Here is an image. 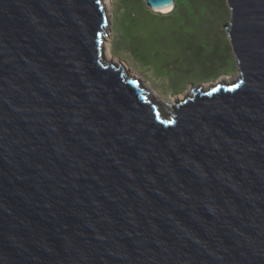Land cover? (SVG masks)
<instances>
[{
  "label": "water",
  "instance_id": "95a60500",
  "mask_svg": "<svg viewBox=\"0 0 264 264\" xmlns=\"http://www.w3.org/2000/svg\"><path fill=\"white\" fill-rule=\"evenodd\" d=\"M227 4L238 79L165 116L102 0H0V264H264V0Z\"/></svg>",
  "mask_w": 264,
  "mask_h": 264
},
{
  "label": "rangeland",
  "instance_id": "374dc122",
  "mask_svg": "<svg viewBox=\"0 0 264 264\" xmlns=\"http://www.w3.org/2000/svg\"><path fill=\"white\" fill-rule=\"evenodd\" d=\"M109 2L104 5L109 20L105 58L138 77L165 116L194 89L205 91L238 79L224 28L231 18L227 0H175L169 13L152 11L143 0Z\"/></svg>",
  "mask_w": 264,
  "mask_h": 264
},
{
  "label": "bare ground",
  "instance_id": "6f19581e",
  "mask_svg": "<svg viewBox=\"0 0 264 264\" xmlns=\"http://www.w3.org/2000/svg\"><path fill=\"white\" fill-rule=\"evenodd\" d=\"M102 3H103V5H108L110 2H109V0H102ZM108 7V6H107ZM104 9H105V6H104ZM173 9V8H172ZM157 12V11H156ZM170 11H168V12H166V13H169ZM159 13H162V12H159ZM109 21V20H108ZM109 25V24H108ZM109 26H107V28H108ZM106 41L107 40H104V43H103V49L104 48H106V53L103 51V54H104V57H105V54H108L109 55V46H107L108 44H106ZM106 60H108L109 61V58H105ZM226 79H228V78H225L224 80H226ZM221 84L222 83H226L225 81H223V82H220ZM231 85V84H230ZM149 90V89H148ZM151 95L152 96H154L155 97V92H153L152 91V93H151ZM159 99V101H160V103H162V104H166V102L163 100H161L160 98H158ZM167 110H169L170 108L168 107V108H166Z\"/></svg>",
  "mask_w": 264,
  "mask_h": 264
}]
</instances>
